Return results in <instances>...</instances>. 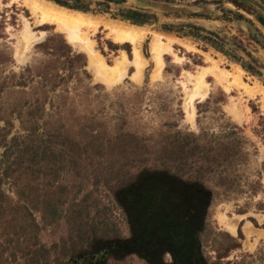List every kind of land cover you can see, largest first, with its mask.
<instances>
[{"label":"rangeland","instance_id":"374dc122","mask_svg":"<svg viewBox=\"0 0 264 264\" xmlns=\"http://www.w3.org/2000/svg\"><path fill=\"white\" fill-rule=\"evenodd\" d=\"M58 1L103 19L80 30L107 65L133 45L106 21L145 28L147 63L109 86L66 31L0 0V264H193L152 234L128 248L145 203L192 233L199 263L264 264V0Z\"/></svg>","mask_w":264,"mask_h":264},{"label":"bare ground","instance_id":"6f19581e","mask_svg":"<svg viewBox=\"0 0 264 264\" xmlns=\"http://www.w3.org/2000/svg\"><path fill=\"white\" fill-rule=\"evenodd\" d=\"M28 7L38 15V18L42 21H48L52 24H56L57 28L67 32L68 39L76 45H82L89 55V68L95 74L96 78L105 82L107 85H112L124 77L126 73V67L130 64L134 65L131 78L136 82L141 81L142 69L145 67L147 61L142 57L139 49L141 40L145 35V28L132 26L123 22L106 21L105 25L107 29L113 33L114 40L123 42L129 41L133 45V58L127 59L122 52L120 56L116 57L112 65H107L103 62L101 56L96 53L92 46V41L88 38L85 31L80 30L84 25H97L102 18L84 13L78 10L68 9L64 6L57 5L48 0H23ZM138 21V20H135ZM141 23V21H139ZM22 41L24 44L30 42V32L26 27L22 30ZM168 47L167 44L162 42L159 34H155L149 45V53L153 60V68L151 69V77L157 78L160 75V69L162 67V52ZM234 68L238 71L241 69L236 65ZM205 70V69H204ZM202 71L195 77L194 90L188 94L186 99L185 111L190 113V102L196 95L206 94L205 82L203 80ZM221 75L225 79L231 80L236 84H241V81L235 76V73L222 72ZM259 85V84H258ZM264 91V88L259 85ZM246 87V86H245ZM247 89V88H246ZM236 220H228L226 222V228L230 231H234Z\"/></svg>","mask_w":264,"mask_h":264},{"label":"flooded vegetation","instance_id":"af4514ba","mask_svg":"<svg viewBox=\"0 0 264 264\" xmlns=\"http://www.w3.org/2000/svg\"><path fill=\"white\" fill-rule=\"evenodd\" d=\"M149 197L152 199L153 195L150 194ZM150 205L152 203H145L138 206V216L136 219L141 227V234L136 236L133 242H130L128 248H135L138 240L146 241L147 236L149 237L152 234V237H155L173 253L183 252L191 256L193 264H201L196 257V245L192 233L175 221L174 214L170 210L161 208L159 211H150L152 210ZM141 213H148V218L142 219L139 216Z\"/></svg>","mask_w":264,"mask_h":264},{"label":"crops","instance_id":"0c3cea01","mask_svg":"<svg viewBox=\"0 0 264 264\" xmlns=\"http://www.w3.org/2000/svg\"><path fill=\"white\" fill-rule=\"evenodd\" d=\"M121 50H122V49H121ZM122 51L124 52V50H122ZM124 53H125V52H124ZM125 55H126V53H125ZM162 56H163V55H162ZM126 57H127V55H126ZM128 68H129V69H128ZM126 70H127V71H126L125 74H126V76H127V74L131 72V68H130V66H127V67H126ZM248 224H249L250 227H251V226L254 227V226L251 225L249 222H248ZM235 225H236V221H235ZM243 226H244V224H243ZM255 228H258V227H255ZM234 232H235V226H234ZM234 232H233V234H234ZM251 234H252V233H251ZM231 235H232V234H231ZM257 237H261V236H258V235H257Z\"/></svg>","mask_w":264,"mask_h":264},{"label":"trees","instance_id":"16d2710c","mask_svg":"<svg viewBox=\"0 0 264 264\" xmlns=\"http://www.w3.org/2000/svg\"><path fill=\"white\" fill-rule=\"evenodd\" d=\"M54 2H56V3H58L60 6H64V7H66V5L64 4V3H61V2H59L58 0H53Z\"/></svg>","mask_w":264,"mask_h":264},{"label":"water","instance_id":"95a60500","mask_svg":"<svg viewBox=\"0 0 264 264\" xmlns=\"http://www.w3.org/2000/svg\"><path fill=\"white\" fill-rule=\"evenodd\" d=\"M111 1H119V0H111ZM125 18H128V17H125ZM130 19H133V18H128L129 21H130Z\"/></svg>","mask_w":264,"mask_h":264}]
</instances>
